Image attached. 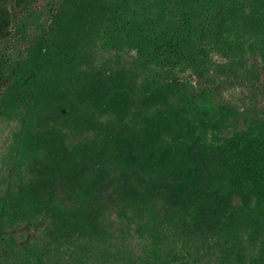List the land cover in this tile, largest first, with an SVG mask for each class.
<instances>
[{"label":"rangeland","instance_id":"rangeland-1","mask_svg":"<svg viewBox=\"0 0 264 264\" xmlns=\"http://www.w3.org/2000/svg\"><path fill=\"white\" fill-rule=\"evenodd\" d=\"M67 2L0 0V264H264V0H130L147 42L107 4L40 70ZM178 22L173 73L153 33Z\"/></svg>","mask_w":264,"mask_h":264},{"label":"trees","instance_id":"trees-1","mask_svg":"<svg viewBox=\"0 0 264 264\" xmlns=\"http://www.w3.org/2000/svg\"><path fill=\"white\" fill-rule=\"evenodd\" d=\"M15 1L19 6L24 4L25 7L28 3V0ZM129 2L130 0H68L66 6L64 5V3L59 4L60 8L58 10V14L53 20L55 31L54 35L49 39H45L44 42L42 40L38 42V44L32 51V55L30 58L31 63H35L38 68L42 70L45 69L48 63H50V60L48 59L49 56H53L58 60L57 67L59 69H66L72 66L77 56L76 50L78 41L75 37L79 35L80 30H82V28L87 25L88 21H93L94 12L99 11V8L101 6L107 4H109V6L106 7V10L109 7L118 8L117 11L107 12L106 17L109 18L108 21L111 22V26L118 31L119 36L130 35L134 32L136 34V37H139V39L147 42V40L142 36L140 24H136V31H134V29L130 25V22H128V20L126 19L127 17L124 14L123 10H126ZM184 20L187 23L189 22L188 19L187 21L186 19ZM73 25H75V29L73 28ZM184 26L187 25H181V23L178 22V26L172 28L168 32V34L164 33L161 35V33H153V35L155 36L153 42L155 44L154 48L156 51L152 52V56L153 58L155 57L157 59V64L168 65L173 73L175 72V67L178 65L179 61L187 60L191 62L190 58H192L194 51H196L195 48L190 46L191 39L184 36V32L186 30ZM178 29L180 31H178ZM9 33L10 31L7 28V35ZM1 34L4 35L5 32H3L2 30ZM73 38H75V44H72L74 41ZM262 42L264 43V38L262 39ZM46 43H49L51 47L48 48V46H46L47 51H43V46ZM139 48L140 53L142 54L143 49L140 46ZM196 64H198V60L196 61ZM34 69L36 70V68ZM16 75L20 76L17 74V71L12 72L8 68L6 82L7 93L10 91V88L16 85V83H14V76ZM32 76L33 75L30 73L28 77L31 78ZM2 78L4 77L0 76V81ZM167 85H170L172 87L185 86V88H188L186 84L180 83L179 79H177V77L174 75L170 77ZM27 88H29V85L27 86ZM91 188L93 189V191L95 190V188Z\"/></svg>","mask_w":264,"mask_h":264}]
</instances>
